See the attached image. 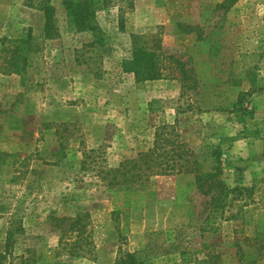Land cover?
I'll return each instance as SVG.
<instances>
[{
	"label": "rangeland",
	"instance_id": "obj_1",
	"mask_svg": "<svg viewBox=\"0 0 264 264\" xmlns=\"http://www.w3.org/2000/svg\"><path fill=\"white\" fill-rule=\"evenodd\" d=\"M42 1L0 0V40L13 46L30 35L34 51L31 66L20 74L5 72L0 52V151L13 156L16 168L15 182L0 192V249L7 238L11 244L3 264L31 258L37 264H113L120 251L142 250L150 232L160 233V250L149 264H210L208 245L220 239L228 250L233 235L242 240L246 225L264 239V0H237L230 11L219 7L223 0H99L93 22L104 45L98 50L85 45L88 35L63 30V0H45L55 7L61 35L41 40ZM179 4L187 5L186 13L177 12ZM180 25L195 29L185 33ZM134 35L159 46L164 73L177 75L169 56L191 68L197 89L181 94L177 77L141 81L125 71ZM251 87L261 89L237 102ZM182 110L178 119L193 120L186 140L202 169L218 167L228 187L242 189L210 218L193 175H156L117 186L97 175L99 166L115 167L152 147L155 132L173 124ZM67 120L75 125L61 139H38L40 124ZM83 149L99 151L85 169ZM80 212L89 214L94 247L71 257L57 250L54 218ZM206 223L220 238L188 228L184 244L208 246L192 251L190 262L162 251L179 227ZM240 243V262L255 259L257 250ZM256 264H264V255Z\"/></svg>",
	"mask_w": 264,
	"mask_h": 264
},
{
	"label": "trees",
	"instance_id": "obj_2",
	"mask_svg": "<svg viewBox=\"0 0 264 264\" xmlns=\"http://www.w3.org/2000/svg\"><path fill=\"white\" fill-rule=\"evenodd\" d=\"M94 0H63L61 4L66 11V26L63 29L67 34L84 33L88 35L89 41L85 44L91 49L98 50L104 45V39L101 34L99 26L93 22L96 3ZM180 1V0H179ZM237 0H223L219 7L230 11L233 9ZM39 11L42 15L41 26L39 27L38 37L41 40H49L59 37L61 31L58 27L55 16V7L48 1L43 0L40 3ZM187 5L179 4L177 12L186 13ZM180 28L185 33L192 32L195 27L190 25H180ZM5 39L0 40V52H5L3 56L2 68L6 73H24L26 69L32 64V42L31 36L28 35L26 39H19L15 41V45H5ZM13 42V41H12ZM159 48V46H158ZM156 46L149 47L146 45L141 35H134L132 39L131 56L122 62V67L125 71L132 72L138 80H152L164 78L167 76L177 77L180 82L181 94H186L188 91L196 90L198 87V80L193 74L191 68H186L178 59L171 56L169 58L177 66V75H172L173 72H163V60ZM163 53V52H162ZM161 53V54H162ZM237 77L242 76L238 72ZM261 87H251L247 91H242L238 94L237 102L242 100L243 96H250ZM187 110L201 111L200 107H193L188 105ZM184 114L185 111H178L173 124L163 125L159 131L155 132V139L152 147L145 151L137 153L136 157L125 159L115 167H107L101 165L98 167L97 175L101 181L108 186L117 185H133L144 183L149 180L151 176L156 175H172V174H190L193 175L194 182L198 191L207 197L206 207L208 208L209 216L222 212L224 209L232 204L237 199L238 193L242 190L241 187L230 188L221 178V171L218 167L212 170L202 169L195 151L189 146L186 140V130L188 126L193 123L190 116H185V120L178 119V114ZM74 126L72 121H61L57 123L48 122L40 124L38 129L39 140H44L48 136L62 138V132L68 130L69 126ZM73 130H76L73 128ZM183 130V131H182ZM72 134L68 133L70 136ZM61 147H64L59 143ZM98 149H83V158L81 161V169L86 168L88 159L93 161L98 155ZM16 168L14 167V158L12 155L0 151V192L5 184L15 182L13 176ZM261 180L253 182V186ZM207 218V217H206ZM234 219V216L232 217ZM55 227L60 229V237L58 240L57 250H61L64 254L71 257H82L92 252L94 241L92 238L93 229L90 228L89 214L87 212H80L74 216H63L54 218ZM193 227L201 232V235L206 232L208 238H220V233L217 228L210 232L207 230V223L203 228L200 226L187 224L179 227L174 234L172 241H169L165 248L162 249L166 253H178L184 263L190 262V255L192 251L200 250L202 247L208 248L205 254L206 260L210 264H256L257 260L264 255V239L261 237L262 233L256 232L251 226H244L245 235L242 240L233 235L232 245L226 251L221 248L222 242L217 239L210 245H202V247H195L189 243L184 244L183 238L186 230ZM248 227H251L248 229ZM237 231H235L236 233ZM159 232H150L148 236L151 238L146 243L145 247L140 251H120L115 258L113 264H149V257L158 252L159 249ZM151 240V241H150ZM155 241V242H154ZM249 247H254L257 251L256 258L240 262L244 256L242 244ZM205 242V240L203 241ZM11 244L5 242L3 250L0 249V264L7 254L8 247ZM207 246V247H206ZM55 251V249H50ZM33 254L36 252L32 250ZM225 256L222 257V254ZM58 254V253H57ZM33 256V255H32ZM42 256V255H41ZM235 259H238L237 261ZM44 258L40 262H47ZM24 262V261H23ZM26 264H37V258H31Z\"/></svg>",
	"mask_w": 264,
	"mask_h": 264
}]
</instances>
